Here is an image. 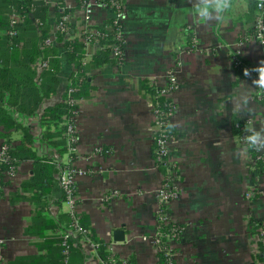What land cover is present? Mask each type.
<instances>
[{"label":"crops","instance_id":"0c3cea01","mask_svg":"<svg viewBox=\"0 0 264 264\" xmlns=\"http://www.w3.org/2000/svg\"><path fill=\"white\" fill-rule=\"evenodd\" d=\"M92 2L87 17L78 0H48L50 35L61 64L57 90L37 117L21 119V128L8 133L0 127V148L6 142L3 135L14 146L22 145L25 128L36 139L29 148L39 159L57 157L61 169L78 171L77 212L93 240L106 244L109 255L122 264H158L154 239L163 172L155 160L151 88L163 86L176 68L179 88L172 96L176 111L170 157L180 195L167 213L182 232L178 241H168L173 261L264 264L258 243V230L264 226V169L257 159L264 151L252 150L246 160L236 156L248 134L239 126H264V103L257 90L251 93L252 114H234L231 103L238 92L255 87L253 77L240 78L235 59L251 67L264 60V44L250 39L257 26L253 4L237 0L221 23L205 27L193 20L192 0H123L124 61L97 64L104 47L85 44L82 65L93 89L79 102L77 154L59 155L49 141L38 140L43 132L39 118L47 107L64 102L77 67L55 34L63 13L70 17L67 42L83 40L87 30L115 17L110 7ZM248 119L251 125L245 124ZM34 169L33 159L22 160L1 190L0 264H57L60 256L57 241L69 226V206L54 183L44 193L25 188ZM113 193L117 197L111 198ZM118 231L124 232L123 241H115ZM73 248L71 264H107L87 240Z\"/></svg>","mask_w":264,"mask_h":264},{"label":"trees","instance_id":"16d2710c","mask_svg":"<svg viewBox=\"0 0 264 264\" xmlns=\"http://www.w3.org/2000/svg\"><path fill=\"white\" fill-rule=\"evenodd\" d=\"M253 6L255 8L254 4ZM13 16L18 17L15 24H12ZM48 17V0H0V127H3L5 132L9 133L12 129L21 128V119L37 117L44 101L57 90L61 64L58 51L53 46L54 43L50 46L45 45V42L51 38ZM91 31L100 34L99 45L104 47L95 58L97 64L109 60L115 63L124 61L117 60L112 54L115 45L121 44L123 51L125 47V44L116 39L120 33V25H116L114 19H111L103 27L91 29ZM66 34L67 32L58 30L55 34V40L64 42L69 51L70 61L76 64L77 71L71 77L64 102L47 107L39 118V124L43 132L38 140L49 141L48 145L55 149L59 155L69 151L66 123L74 117L75 112L79 109V102L87 98L93 89L90 77L86 75L85 68L82 65L87 33H84L83 40L72 42L65 41ZM42 60L48 62V68H39L38 63ZM246 68L252 69L254 67L243 62L236 69L240 78L246 77L244 76ZM254 73L251 77L255 76ZM72 89L73 93L71 94L69 91ZM152 89L154 90L152 93L155 95L153 104L158 105L164 112H169L171 101L165 98H156L160 87L151 88V91ZM71 100L77 101L78 104H69ZM23 130L27 141L20 146H14L10 136L3 135V137L6 138L4 146H8L13 163L19 165L24 159L35 161L33 178L28 184H25V188L35 192V194H38V192L44 193L54 183L57 194L61 200L66 201V194L60 184L61 172L65 169L59 167L57 157L45 156L43 159H39L35 152L29 148V145L35 144L36 139L25 128ZM168 132L173 135L172 128ZM155 160L156 165L164 175L166 169L157 163L156 139ZM259 163L264 169V161L260 160ZM7 170H9L8 165L0 164V173L3 174ZM57 175L58 177L55 179ZM5 183L6 181H1L2 188ZM37 215L39 219L43 216L40 213ZM66 228L62 229L61 238L57 241L60 246L57 247L60 253L57 264H71L72 256L76 251L73 246L77 241L72 240L70 241L71 248L68 258L66 259L62 254V237L67 230ZM83 228L89 232L91 241L98 245V251L105 256L107 264H122V262L109 255L106 244H99L93 240L90 229L84 225ZM174 228L181 229L182 232V227L173 223L165 226L162 231L165 235H168L174 232ZM259 247L264 253V247L261 245ZM164 249L167 250L166 246ZM261 258L264 260V256H261ZM158 264H171L165 251L158 254Z\"/></svg>","mask_w":264,"mask_h":264},{"label":"built area","instance_id":"2783aa9c","mask_svg":"<svg viewBox=\"0 0 264 264\" xmlns=\"http://www.w3.org/2000/svg\"><path fill=\"white\" fill-rule=\"evenodd\" d=\"M43 1V0H37ZM82 9L86 13L87 17L91 15L93 12V2L92 0H78ZM249 3H253L257 12V26L254 34L251 36V40L256 42H260L264 44V7H260L261 3H264V0H243ZM97 3L103 7H110L115 12V20L116 25H120V33L116 37V39L124 44V40L121 34V14L123 12V0H97ZM18 21V17H12V24H15ZM70 25V17L68 14H64L61 18V21L58 26V30L62 32H68ZM87 36L85 37V44H98L100 34L87 30ZM195 43V38L192 40ZM54 40L52 38L48 39L45 42L46 46L52 45ZM113 56L117 60H124L125 52L122 49L121 44H117L113 48L112 52ZM239 59H235V69L239 68L242 65ZM40 69L48 68L47 61H40L38 63ZM249 69V68H248ZM251 70V69H249ZM255 76L253 78H257V74L254 73ZM179 88V81L177 78V69H173L167 77L166 83L158 89L156 98H165L170 100V111L164 112L159 108L158 105L153 104V119H154V134L156 139V154H157V163L163 166L166 169L165 174L163 175V182L161 185V189L159 191V200H160V210L159 217L157 221V233L154 239V244L158 249L159 253L165 251L166 256L169 258L171 264H175L173 261V250L168 245V241H178L181 236V229L174 228V232L168 235L163 233V228L167 225H170L171 219L169 214L167 213V207L171 202L179 198L180 192L175 184V164L172 162L170 157V148L172 143L173 136L169 134L168 130L169 125L171 124V118L176 111L175 103L172 100V96L177 92ZM71 94L73 93V89L69 91ZM257 99L264 103V91L258 90L256 93ZM69 104L76 105L77 101H69ZM79 115V109L75 112L74 117L69 120L67 125L66 137L68 141L69 151L73 154H77V146H78V130H77V118ZM264 116V109H263ZM252 120H246V125H251ZM239 128L244 131L246 127L239 126ZM102 149L98 148L97 152H101ZM259 161H264V154L258 156ZM0 164H5L9 166V170L0 173V190L1 181H6L9 177L14 176L17 172L19 165L17 163H13L12 159L9 155L8 146H2L0 148ZM78 171L75 168H67L65 169L60 176V184L62 189L66 194V203L69 206V216L70 222L69 226L62 237V252L66 259L70 253V241H81V239L87 240L91 242L93 248L98 250V245L93 243L89 238V232L83 228L81 216L77 212L78 205V196L76 192L75 181L77 177ZM117 197V193H113L111 198ZM258 243L259 245L264 247V226H261L258 230ZM166 246L167 250L164 249ZM3 261V242H0V263ZM127 264V263H123Z\"/></svg>","mask_w":264,"mask_h":264},{"label":"clouds","instance_id":"9594fccd","mask_svg":"<svg viewBox=\"0 0 264 264\" xmlns=\"http://www.w3.org/2000/svg\"><path fill=\"white\" fill-rule=\"evenodd\" d=\"M236 5L237 0H192L191 14L194 22L208 27L221 23L225 19V16L233 11ZM244 7H247L246 3ZM260 7H264V3H261ZM253 72L257 74V78L252 79L255 87H250L247 91L237 93L231 102L234 114H252L254 112V109L250 107L252 91L257 89L264 91V60L260 61L259 65L251 70L246 68L244 76L251 77ZM241 99L243 100V105L239 103ZM174 127V124L169 125V128ZM245 131L248 134L244 137V147L236 153L237 158L241 160H246L252 150L257 152L264 151V126L259 129L249 126Z\"/></svg>","mask_w":264,"mask_h":264},{"label":"water","instance_id":"95a60500","mask_svg":"<svg viewBox=\"0 0 264 264\" xmlns=\"http://www.w3.org/2000/svg\"><path fill=\"white\" fill-rule=\"evenodd\" d=\"M124 240V232L118 231L115 233V241H123Z\"/></svg>","mask_w":264,"mask_h":264}]
</instances>
